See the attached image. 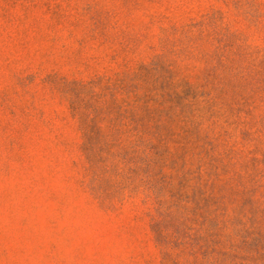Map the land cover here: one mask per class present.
<instances>
[{
  "label": "rangeland",
  "instance_id": "rangeland-1",
  "mask_svg": "<svg viewBox=\"0 0 264 264\" xmlns=\"http://www.w3.org/2000/svg\"><path fill=\"white\" fill-rule=\"evenodd\" d=\"M0 264H264V0H0Z\"/></svg>",
  "mask_w": 264,
  "mask_h": 264
}]
</instances>
